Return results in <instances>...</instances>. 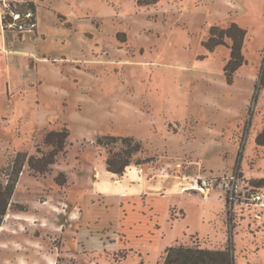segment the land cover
<instances>
[{
	"label": "rangeland",
	"instance_id": "1",
	"mask_svg": "<svg viewBox=\"0 0 264 264\" xmlns=\"http://www.w3.org/2000/svg\"><path fill=\"white\" fill-rule=\"evenodd\" d=\"M8 1L34 10L38 25L5 28L0 4V167L19 152L48 153L49 131L70 137L48 173L24 168L15 202L26 211L5 221L0 264H162L173 245L230 246L236 264H264V211L230 207L225 187L205 199L189 189L234 175L242 195L264 187L260 0ZM231 23L247 35L246 63L229 85V47L204 44L213 26ZM108 136L134 137L143 146L135 159L152 162L110 174L109 150L121 144H100ZM138 174L150 199L136 194ZM160 194L167 200H154Z\"/></svg>",
	"mask_w": 264,
	"mask_h": 264
},
{
	"label": "trees",
	"instance_id": "2",
	"mask_svg": "<svg viewBox=\"0 0 264 264\" xmlns=\"http://www.w3.org/2000/svg\"><path fill=\"white\" fill-rule=\"evenodd\" d=\"M144 1L147 4H156L160 0ZM246 35L247 31L236 23H231L227 28L213 26L210 29V36L204 44L210 51H214L221 45L229 47L230 59L224 67V76L229 85L234 83L237 71L246 63L243 55ZM227 40L230 41V44H228ZM259 86L264 88V66L261 70ZM69 137L70 132L68 129L49 131L44 138L45 144L51 148L48 153L34 156L19 152L8 166L0 167V233L12 210L26 211L23 205L15 202V196L24 168L28 165L37 174L48 173L56 163L57 156L65 151ZM99 142L105 147L118 143L121 144L120 150L112 151L111 148L109 150V156L105 161L106 170L109 173L123 176L126 170L133 165L142 166L152 162L150 158L143 160L135 159L137 154L143 152V146L134 137L108 136L105 138V141ZM256 143L258 146H264V128L257 135ZM59 178L62 179L59 180ZM66 179L67 177L64 173H60L56 177V182L59 185H65ZM257 184L264 186V179ZM228 242H231V239ZM232 251L230 246L222 249H208L173 245L164 252L162 264H236Z\"/></svg>",
	"mask_w": 264,
	"mask_h": 264
},
{
	"label": "built area",
	"instance_id": "3",
	"mask_svg": "<svg viewBox=\"0 0 264 264\" xmlns=\"http://www.w3.org/2000/svg\"><path fill=\"white\" fill-rule=\"evenodd\" d=\"M2 2V3H1ZM0 4L3 5L5 9V14L2 16L3 24L5 28L17 30L19 32L24 31H35L37 29V15L34 10H18L12 8V3L8 0L1 1ZM238 178L236 175L231 177V180L225 185L219 178H199L197 184L191 186L189 189L191 191L200 192L203 198H207L209 190L215 187H225L226 201L230 207L239 201L242 205L246 207L253 206L259 210L264 211V188L261 189H249L241 194L238 186Z\"/></svg>",
	"mask_w": 264,
	"mask_h": 264
},
{
	"label": "crops",
	"instance_id": "4",
	"mask_svg": "<svg viewBox=\"0 0 264 264\" xmlns=\"http://www.w3.org/2000/svg\"><path fill=\"white\" fill-rule=\"evenodd\" d=\"M251 1L249 0V3H250ZM253 3V2H252ZM252 3H250V4H252ZM260 6H258V9H259V13L260 14H262V13H264V0H260ZM234 6H236V8L237 9H240V6L235 2V3H232ZM252 6V5H251ZM132 167V166H131ZM128 169H130V167L128 168ZM110 174H112V173H110ZM112 175H115V174H112ZM138 181H137V185H138V187L139 186H143L142 187V189H138V190H136V194L138 193V195H141L142 193H144V192H147V193H149V196H148V199H150L151 198V196H152V194L150 193L151 192V190L150 189H147L146 188V185H148V181L146 180H144L143 179V177L144 176H141V174H138ZM163 186V182H159L157 185H155V190H153V192L155 191V192H160V189H161V187ZM115 187V186H114ZM125 186H124V190H125ZM175 188H178V187H176L175 186ZM117 189V187H115V188H113V191L114 190H116ZM118 190H120V189H118ZM187 190H189V189H187ZM185 191V190H184ZM191 191V190H190ZM127 195H133V194H127ZM121 198H123V197H121ZM167 198H168V196H167V194H164V195H159L157 198L156 197H154V200H156V201H165V200H167ZM147 199V200H148ZM119 200H123V199H120L119 198ZM119 206H121V203L119 204ZM120 208V207H119ZM121 208L119 209V212H121ZM135 213V212H134ZM122 214H123V216H124V218L122 219V223H125V222H127L128 220H129V216L131 217V215H132V212H130V211H128V210H126V212L125 213H123L122 212ZM136 214V213H135ZM119 215H121V213L119 214ZM118 215V216H119ZM138 215H140V219H141V221H142V219L143 218H145V217H147V216H144V215H141V214H137L136 215V217L138 216ZM141 216H143V217H141ZM111 224V223H110Z\"/></svg>",
	"mask_w": 264,
	"mask_h": 264
}]
</instances>
